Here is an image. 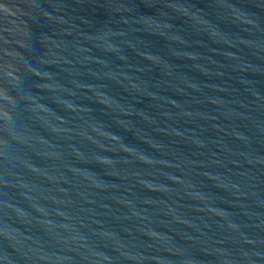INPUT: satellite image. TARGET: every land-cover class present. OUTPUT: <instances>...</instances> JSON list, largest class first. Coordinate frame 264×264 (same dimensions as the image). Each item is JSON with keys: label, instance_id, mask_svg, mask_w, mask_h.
<instances>
[{"label": "water", "instance_id": "water-1", "mask_svg": "<svg viewBox=\"0 0 264 264\" xmlns=\"http://www.w3.org/2000/svg\"><path fill=\"white\" fill-rule=\"evenodd\" d=\"M181 264H264V0H93Z\"/></svg>", "mask_w": 264, "mask_h": 264}]
</instances>
